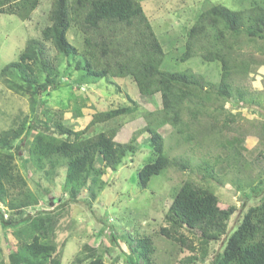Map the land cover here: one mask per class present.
<instances>
[{"label": "trees", "instance_id": "16d2710c", "mask_svg": "<svg viewBox=\"0 0 264 264\" xmlns=\"http://www.w3.org/2000/svg\"><path fill=\"white\" fill-rule=\"evenodd\" d=\"M39 1L0 0V13L27 20ZM47 17L48 24L41 28L39 36L27 39L17 59L0 69L5 88L17 95L28 93L30 99L29 113H18L14 124L0 131V204L6 210L1 213L0 207V226L16 227L14 234L25 237L17 250L9 252V264H60L57 246L45 233L57 221H51V212L38 206L39 196L27 186L15 157L21 160L24 170L29 163L38 176L49 182L64 169L63 190L68 200L85 201L81 195L86 192L90 206L91 199L103 188L101 176L106 169H117L135 148L136 135L125 143L114 140L117 127L81 136L90 126L132 113L136 105L97 111L83 129L75 130L63 118L68 103L57 102L61 105L57 111L46 105L51 92L63 89L74 99L73 117L81 116L85 106V98L77 102L74 97L73 85L79 87L100 79L113 84L112 78L131 75L141 95L160 94V109L147 113L144 125L154 157L137 171L140 190L147 187L152 176L169 166L181 170L189 166L187 157H169L165 153L159 126L169 123L180 141L199 142L197 137L203 140L215 128L233 121L226 102L249 104L256 100L243 87L234 86L232 80L236 74L245 75L252 68L253 61L242 51L241 38L264 40V6L260 4L252 6L248 14L213 4L199 11L191 25L183 27L185 41L180 60L198 55L203 62L215 63L219 74L214 81L205 80L190 69L173 71L164 67L166 55L138 0H53ZM72 25L80 31V47L67 37ZM71 65L78 71L74 79L67 76L71 75ZM63 73L67 74L66 80ZM221 114L224 118L219 125ZM260 140L264 142V137ZM24 144L28 145L25 156L20 154ZM242 144L243 137H233L234 152L226 160L238 162ZM212 165L204 160L197 166L203 172L202 179L214 176ZM237 186L244 201L261 195L257 202L246 207L230 229L227 227L230 218L234 213L238 216L244 203L239 209L233 204L220 207L214 192L189 178L179 186L164 213L166 225L157 232L193 252L180 264L202 262L209 245L218 242L220 248L207 264H264V177H250L237 182ZM3 214L8 218H3ZM106 217L105 212L99 220ZM120 238L121 235L117 237ZM131 241L127 240L128 245ZM83 247L84 252L76 256L75 264H105L94 247L87 244ZM131 251L136 264L137 259L142 260L141 264H156L148 236L137 237ZM126 261L131 264V257L127 255Z\"/></svg>", "mask_w": 264, "mask_h": 264}, {"label": "rangeland", "instance_id": "374dc122", "mask_svg": "<svg viewBox=\"0 0 264 264\" xmlns=\"http://www.w3.org/2000/svg\"><path fill=\"white\" fill-rule=\"evenodd\" d=\"M138 1L148 16L157 40L166 55L164 67L173 71L190 69L200 74L205 80L212 81L217 80L219 74L215 63L203 62L198 55L185 61L180 60L185 41L183 27L187 28L191 25L199 11L213 4H222L234 11L241 10L244 14L250 13L254 5L264 6V0ZM52 2L53 0H40L27 20H21L12 14L0 13V69L6 63L17 59L27 39L39 36L41 28L48 24L47 16ZM79 35V29L74 25L70 26L67 37L80 47ZM241 40L245 57L253 61L252 68L245 75L236 74L232 82L234 86L246 89L256 98L255 102L249 104L241 101L237 104L235 101H232L234 103L226 102L225 107L233 113V121H228L224 127L215 128L203 140L197 137L199 142L180 141L169 123L159 126L157 129L163 136L165 153L169 157H187L189 166L185 170L175 166L167 167L159 175L152 176L147 187L142 190L136 183L137 171L154 157L149 133L144 130V125L147 122V113L160 109V94L141 95L131 75L112 78L113 84L100 79L93 83H84L79 87L73 85L71 90L74 97L78 98L77 102L85 98L82 115L73 117L74 99L70 98L63 89L51 92L46 105L49 109L57 111L61 108L57 102L68 103L69 108L64 110L63 118L75 130L83 129L89 123L93 113L97 111L136 105L132 113L90 126L81 136L84 138L109 127L118 128L114 140L120 143H125L136 135L134 150L124 157L117 169L107 168L101 176L104 182L103 188L96 194L95 199H91L90 206L86 202L89 199L86 192L81 195L85 201L68 200L63 190L64 169L59 171L53 182H49L38 176L29 163L27 170H24L21 160L15 157L17 168L26 179L27 186L39 196L38 206L45 207L51 212V221H57L54 228H47L45 233L47 239L52 238L57 246L60 264H75L74 260L81 251L84 252L85 244L94 247L95 252L102 257L105 264H129L126 261L127 255L131 257L130 263L136 264L131 246L135 244L137 237L143 236L151 239L152 258L156 264H180L188 255H193V252L164 238L157 231L160 226L166 225L164 213L174 193L188 178L214 192L219 199L220 207L233 204L239 209L244 203L238 216L234 213L230 218L227 225L229 229L237 223L238 217L249 204L257 202L261 194L244 201L242 190L237 186V182L258 175L264 177V142L260 140L264 137V40L248 41L245 37ZM69 72L71 75L63 73L64 80H66L65 75L74 79L78 73L73 65L70 66ZM1 81L0 78V131L11 127L18 113H29L30 104L28 93L14 94L5 88ZM126 96L135 103H130ZM223 116V114L219 116V125L222 123ZM205 120L209 125L210 120L208 118ZM235 136L243 137V150H240V160L236 163L232 158L226 160V157L234 152L231 140ZM199 143L201 147L197 146ZM27 148L28 145L24 144L20 154L27 155ZM215 159L219 161L216 164ZM204 160L213 163L214 176L206 180L201 178L203 172L197 168ZM45 189L48 191H44ZM0 207L1 213L6 211L1 204ZM105 212L106 219L99 220L102 215L105 216ZM5 215L3 214V218L7 219L8 216ZM103 220L105 223H102ZM15 230L16 227L2 228L0 226V264H9L7 258L9 252L17 250L18 246L25 241V237H17L14 234ZM184 233L190 240L193 238L192 234L186 230ZM120 235L122 238L117 239ZM128 239H132L129 245ZM193 241L196 242V239L193 238ZM220 243H211L205 259L202 262L195 261L194 264H207L212 259L214 251L219 250ZM85 252L88 253V251ZM137 262L141 264L142 260L137 259Z\"/></svg>", "mask_w": 264, "mask_h": 264}, {"label": "clouds", "instance_id": "9594fccd", "mask_svg": "<svg viewBox=\"0 0 264 264\" xmlns=\"http://www.w3.org/2000/svg\"><path fill=\"white\" fill-rule=\"evenodd\" d=\"M6 216V215H5Z\"/></svg>", "mask_w": 264, "mask_h": 264}]
</instances>
